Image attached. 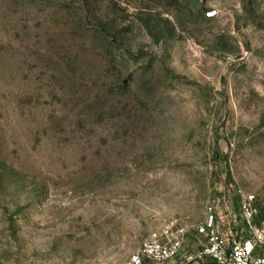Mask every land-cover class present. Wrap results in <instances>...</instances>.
<instances>
[{
  "label": "rangeland",
  "instance_id": "rangeland-1",
  "mask_svg": "<svg viewBox=\"0 0 264 264\" xmlns=\"http://www.w3.org/2000/svg\"><path fill=\"white\" fill-rule=\"evenodd\" d=\"M211 216L264 229V0H0V264L194 258Z\"/></svg>",
  "mask_w": 264,
  "mask_h": 264
},
{
  "label": "built area",
  "instance_id": "built-area-1",
  "mask_svg": "<svg viewBox=\"0 0 264 264\" xmlns=\"http://www.w3.org/2000/svg\"><path fill=\"white\" fill-rule=\"evenodd\" d=\"M201 234L206 236V243L194 258L186 259L184 256L185 232L169 228L164 237L153 234L128 264H178L180 259L188 260L189 264L208 261L214 264H264V229L254 230L249 240L234 238L230 233L223 238L218 232L215 217L211 216Z\"/></svg>",
  "mask_w": 264,
  "mask_h": 264
},
{
  "label": "trees",
  "instance_id": "trees-1",
  "mask_svg": "<svg viewBox=\"0 0 264 264\" xmlns=\"http://www.w3.org/2000/svg\"><path fill=\"white\" fill-rule=\"evenodd\" d=\"M208 263H212V262L208 261V262H205V263H202V264H208ZM192 264H200V263H192Z\"/></svg>",
  "mask_w": 264,
  "mask_h": 264
},
{
  "label": "water",
  "instance_id": "water-1",
  "mask_svg": "<svg viewBox=\"0 0 264 264\" xmlns=\"http://www.w3.org/2000/svg\"><path fill=\"white\" fill-rule=\"evenodd\" d=\"M215 14H213V16H214Z\"/></svg>",
  "mask_w": 264,
  "mask_h": 264
}]
</instances>
